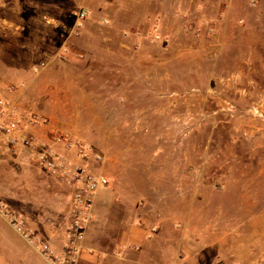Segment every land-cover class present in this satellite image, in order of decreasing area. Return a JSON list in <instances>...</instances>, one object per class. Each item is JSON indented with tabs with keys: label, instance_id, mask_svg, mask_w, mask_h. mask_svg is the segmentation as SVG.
I'll return each instance as SVG.
<instances>
[{
	"label": "rangeland",
	"instance_id": "374dc122",
	"mask_svg": "<svg viewBox=\"0 0 264 264\" xmlns=\"http://www.w3.org/2000/svg\"><path fill=\"white\" fill-rule=\"evenodd\" d=\"M0 97L103 156L77 264H264V0H9ZM70 193L0 152V197L58 251Z\"/></svg>",
	"mask_w": 264,
	"mask_h": 264
},
{
	"label": "built area",
	"instance_id": "2783aa9c",
	"mask_svg": "<svg viewBox=\"0 0 264 264\" xmlns=\"http://www.w3.org/2000/svg\"><path fill=\"white\" fill-rule=\"evenodd\" d=\"M77 15L83 19L89 11L81 8ZM46 122L38 114L22 111L15 102L0 97V152L7 153L19 164L34 166L65 182L71 189L62 250L58 251L49 240L34 235L25 218L1 197L0 214L52 264H77L87 250L84 241L88 229L96 220V195L101 187L108 185V179L90 167L91 160L100 162L103 156L92 145L68 132L54 131L49 137L40 135L36 129Z\"/></svg>",
	"mask_w": 264,
	"mask_h": 264
},
{
	"label": "crops",
	"instance_id": "0c3cea01",
	"mask_svg": "<svg viewBox=\"0 0 264 264\" xmlns=\"http://www.w3.org/2000/svg\"><path fill=\"white\" fill-rule=\"evenodd\" d=\"M9 0H0V4H3L5 2H8ZM4 2V3H3ZM18 107V106H17ZM37 133H39V129H36ZM154 169L155 170H159L161 169L162 164H153ZM107 188V186H104ZM102 188V187H101ZM101 188L98 190V193L96 195L95 198V202H94V210L96 213V220L95 222H93L89 229L92 228L93 225L96 224V222L98 221V208L102 205H110L109 202H104V196L101 194ZM135 189L132 188V191H134ZM123 191V188H121L119 190ZM136 191V190H135ZM145 191V190H144ZM143 190L141 191H137V193L140 192H144ZM112 192V191H110ZM118 192V190L116 191V193ZM118 198V197H117ZM9 227V223L7 222V220H5L4 218H1ZM100 222V219H99ZM88 229V231H89ZM16 234L19 237V243L16 244H10V243H6V239L4 237H0V264H40L39 262H36V255L41 256V258L47 263V264H52L48 259H46L38 250L37 246L33 243L30 242L28 239H26L25 237H23L22 235H20L18 232H16ZM2 242V243H1ZM251 247V244L248 245V248ZM264 250V247L260 248V253H262ZM156 255L160 256L164 261H166V263L168 264V262L170 261V257H171V253L167 250H160L157 251ZM254 255V254H253ZM252 258V257H249ZM172 264H180L179 261H172Z\"/></svg>",
	"mask_w": 264,
	"mask_h": 264
}]
</instances>
